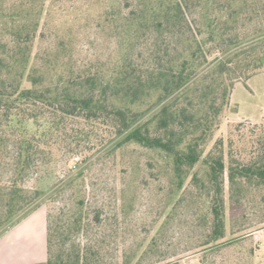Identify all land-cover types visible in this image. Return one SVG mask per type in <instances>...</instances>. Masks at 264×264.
I'll return each mask as SVG.
<instances>
[{
	"label": "trees",
	"instance_id": "trees-1",
	"mask_svg": "<svg viewBox=\"0 0 264 264\" xmlns=\"http://www.w3.org/2000/svg\"><path fill=\"white\" fill-rule=\"evenodd\" d=\"M77 24L118 41V54L73 60ZM261 73L264 0H0V228L38 207L44 193L24 180L55 150L88 158L135 144L157 156L140 182L167 190L169 217L187 197L204 201L200 214L188 207L199 264L227 249L232 264H263L244 231L250 216L264 224V120L216 137L235 84ZM58 215L47 212L46 263L102 264L90 245L67 247L87 220Z\"/></svg>",
	"mask_w": 264,
	"mask_h": 264
},
{
	"label": "rangeland",
	"instance_id": "rangeland-1",
	"mask_svg": "<svg viewBox=\"0 0 264 264\" xmlns=\"http://www.w3.org/2000/svg\"><path fill=\"white\" fill-rule=\"evenodd\" d=\"M74 31V50L70 52L73 60L97 61L118 54L120 43L105 36V32L84 30L78 24ZM51 41V35L45 37L44 42L34 46V51L39 47L45 49ZM247 86L249 90L242 84L236 86L233 101L238 104L237 114L229 108L216 137L234 138L233 130L239 123L244 125L240 130L245 131L247 124L244 123L249 121L241 119L264 120V74L250 79ZM137 108L143 109L144 106ZM107 147L88 158L79 152L71 158L72 155L55 150L52 161L40 165L24 180L27 189L44 193L35 205L45 206L52 218L58 214L61 218L81 214L87 220V229L74 234L67 247L71 244L90 245L98 251L102 264H199L201 253L194 247L200 239L194 237L188 207H199L200 214L204 201L190 202L187 197L169 217L170 207L166 208L161 200L167 190L158 191V183L152 181L147 185L140 182L145 174L140 170L141 165L147 160H156L157 156L141 151L135 144L124 145L112 155L105 156ZM3 166H0V181L8 177ZM80 173L83 175L77 186L80 192L77 187L65 189L67 181ZM162 183L165 185L164 181ZM82 199L83 206L78 204ZM261 219V216H250L244 231L256 255L264 253V224L255 227ZM226 226L228 231V217ZM234 254L227 249L218 260L221 264H232Z\"/></svg>",
	"mask_w": 264,
	"mask_h": 264
},
{
	"label": "crops",
	"instance_id": "crops-1",
	"mask_svg": "<svg viewBox=\"0 0 264 264\" xmlns=\"http://www.w3.org/2000/svg\"><path fill=\"white\" fill-rule=\"evenodd\" d=\"M247 82L246 84L237 83L233 88L230 108L234 109L235 114L238 111V104L233 101L234 91L238 84H242L249 90ZM241 120L250 123L261 121H251L249 118ZM46 259L47 210L45 206H38L23 218L15 221L13 225L0 228V264H47Z\"/></svg>",
	"mask_w": 264,
	"mask_h": 264
},
{
	"label": "built area",
	"instance_id": "built-area-1",
	"mask_svg": "<svg viewBox=\"0 0 264 264\" xmlns=\"http://www.w3.org/2000/svg\"><path fill=\"white\" fill-rule=\"evenodd\" d=\"M74 160H77V158H75Z\"/></svg>",
	"mask_w": 264,
	"mask_h": 264
}]
</instances>
